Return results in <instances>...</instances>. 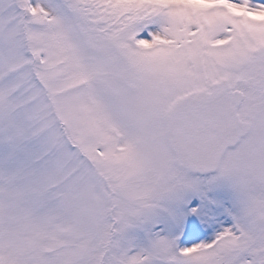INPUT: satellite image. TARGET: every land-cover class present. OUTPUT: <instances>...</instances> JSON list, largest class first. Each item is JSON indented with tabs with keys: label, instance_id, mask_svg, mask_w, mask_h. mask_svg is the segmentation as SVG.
<instances>
[{
	"label": "snow or ice",
	"instance_id": "6c2138e0",
	"mask_svg": "<svg viewBox=\"0 0 264 264\" xmlns=\"http://www.w3.org/2000/svg\"><path fill=\"white\" fill-rule=\"evenodd\" d=\"M0 264H264V0H0Z\"/></svg>",
	"mask_w": 264,
	"mask_h": 264
}]
</instances>
